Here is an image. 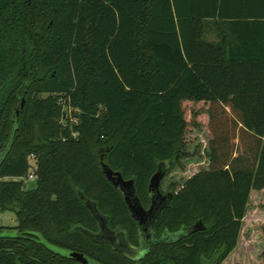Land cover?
<instances>
[{"label": "trees", "instance_id": "trees-1", "mask_svg": "<svg viewBox=\"0 0 264 264\" xmlns=\"http://www.w3.org/2000/svg\"><path fill=\"white\" fill-rule=\"evenodd\" d=\"M222 1L0 0V214L16 218L0 224V264H223L235 250L264 190V22L233 36ZM185 103L208 104V169L169 185L156 238L130 258L89 236L85 200L139 245L101 162L147 206L158 163L189 157Z\"/></svg>", "mask_w": 264, "mask_h": 264}, {"label": "rangeland", "instance_id": "rangeland-1", "mask_svg": "<svg viewBox=\"0 0 264 264\" xmlns=\"http://www.w3.org/2000/svg\"><path fill=\"white\" fill-rule=\"evenodd\" d=\"M184 108L189 121L185 134L189 157L180 159L179 163L173 165L164 175L160 183L162 192L169 190L171 183L174 190L179 189L189 177L208 169L207 152L211 138L207 127L208 104L185 103ZM29 160L31 164L34 163L32 157ZM0 224L15 225V215L8 211L1 213ZM223 264H264V190L251 192L238 245Z\"/></svg>", "mask_w": 264, "mask_h": 264}, {"label": "water", "instance_id": "water-1", "mask_svg": "<svg viewBox=\"0 0 264 264\" xmlns=\"http://www.w3.org/2000/svg\"><path fill=\"white\" fill-rule=\"evenodd\" d=\"M170 164V161H162L158 163L156 171L150 177L148 184L149 195L151 194L150 204L147 208H145L136 194L134 179L124 178L120 171L113 170L110 166L101 162V170L104 176L123 196L129 213L136 223L139 236L143 232L155 234V226L160 219L162 210L170 205L173 192L162 194L160 191L161 180L170 167ZM85 203L99 222L98 232H88L89 236L97 241H106L111 243L113 248L118 251L126 249L128 243L126 233L118 228L111 229L107 224V220L97 210L96 206L89 200H85ZM201 228H203L202 223L197 222L185 229L187 232H192ZM183 229L184 228L176 232L178 234L176 235L175 240L187 233L186 231H182Z\"/></svg>", "mask_w": 264, "mask_h": 264}, {"label": "crops", "instance_id": "crops-1", "mask_svg": "<svg viewBox=\"0 0 264 264\" xmlns=\"http://www.w3.org/2000/svg\"><path fill=\"white\" fill-rule=\"evenodd\" d=\"M222 11L226 15L222 21L220 20L222 24L227 26L228 23H232L242 28L239 29V31H230L233 36L240 32L241 34L256 35V37L259 35L257 31L251 28L249 29L248 26L255 22H264V0H223ZM244 26L245 33H243ZM219 32L220 29L218 25L215 26L214 24H210L205 33V38L208 41H219Z\"/></svg>", "mask_w": 264, "mask_h": 264}, {"label": "flooded vegetation", "instance_id": "flooded-vegetation-1", "mask_svg": "<svg viewBox=\"0 0 264 264\" xmlns=\"http://www.w3.org/2000/svg\"><path fill=\"white\" fill-rule=\"evenodd\" d=\"M161 191V188H160ZM168 192H173L170 189L167 190L166 192H162V194H167ZM151 195V194H150ZM150 204V202H149ZM149 204L147 206H144L145 208H147L149 206ZM182 231H186V229L184 228ZM178 232V231H177ZM178 233H175V236ZM156 238V234L150 233V232H143L142 234H140L139 236V245L135 246L132 245L131 243H127V248L126 249H121L119 250L120 252H122L124 255L130 257V258H136L137 256H139V254L141 252L144 251L145 248L148 247V245L150 244L151 241H153ZM112 245V244H111ZM113 246V245H112Z\"/></svg>", "mask_w": 264, "mask_h": 264}, {"label": "built area", "instance_id": "built-area-1", "mask_svg": "<svg viewBox=\"0 0 264 264\" xmlns=\"http://www.w3.org/2000/svg\"><path fill=\"white\" fill-rule=\"evenodd\" d=\"M34 178H35L34 168H30V170H29V172L27 173L26 176H23V177H20V178H15V179H22L25 182H27V181L33 180Z\"/></svg>", "mask_w": 264, "mask_h": 264}]
</instances>
